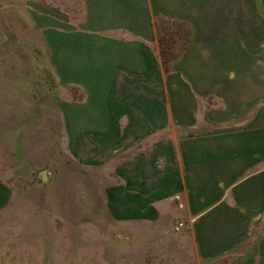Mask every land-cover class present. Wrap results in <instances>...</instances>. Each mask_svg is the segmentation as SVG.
<instances>
[{
    "label": "crops",
    "instance_id": "1",
    "mask_svg": "<svg viewBox=\"0 0 264 264\" xmlns=\"http://www.w3.org/2000/svg\"><path fill=\"white\" fill-rule=\"evenodd\" d=\"M44 7L53 78L83 95L61 109L69 154L106 176L103 208L132 229L118 246L142 264H264V0H80L77 21ZM159 19L191 29L169 74Z\"/></svg>",
    "mask_w": 264,
    "mask_h": 264
},
{
    "label": "rangeland",
    "instance_id": "2",
    "mask_svg": "<svg viewBox=\"0 0 264 264\" xmlns=\"http://www.w3.org/2000/svg\"><path fill=\"white\" fill-rule=\"evenodd\" d=\"M47 5L81 17L80 0H0V76L14 78L0 120V184L10 190L0 209V264H142L133 248L118 246L132 229L103 208L106 176L70 157L61 109L83 95L53 78L32 15L45 16Z\"/></svg>",
    "mask_w": 264,
    "mask_h": 264
},
{
    "label": "trees",
    "instance_id": "3",
    "mask_svg": "<svg viewBox=\"0 0 264 264\" xmlns=\"http://www.w3.org/2000/svg\"><path fill=\"white\" fill-rule=\"evenodd\" d=\"M154 26L161 69L164 74L172 73V65L182 57L189 43L191 29L185 23L165 19L157 20Z\"/></svg>",
    "mask_w": 264,
    "mask_h": 264
},
{
    "label": "water",
    "instance_id": "4",
    "mask_svg": "<svg viewBox=\"0 0 264 264\" xmlns=\"http://www.w3.org/2000/svg\"><path fill=\"white\" fill-rule=\"evenodd\" d=\"M39 175H40L41 182H46L47 178L45 175V171L41 172Z\"/></svg>",
    "mask_w": 264,
    "mask_h": 264
},
{
    "label": "built area",
    "instance_id": "5",
    "mask_svg": "<svg viewBox=\"0 0 264 264\" xmlns=\"http://www.w3.org/2000/svg\"><path fill=\"white\" fill-rule=\"evenodd\" d=\"M183 227V224L182 223H178L175 227H174V231L175 232H178L182 229Z\"/></svg>",
    "mask_w": 264,
    "mask_h": 264
}]
</instances>
